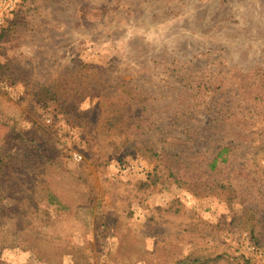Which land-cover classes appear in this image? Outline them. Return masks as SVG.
<instances>
[{"label":"rangeland","instance_id":"rangeland-1","mask_svg":"<svg viewBox=\"0 0 264 264\" xmlns=\"http://www.w3.org/2000/svg\"><path fill=\"white\" fill-rule=\"evenodd\" d=\"M4 153L0 264H264V0L0 2Z\"/></svg>","mask_w":264,"mask_h":264},{"label":"trees","instance_id":"trees-1","mask_svg":"<svg viewBox=\"0 0 264 264\" xmlns=\"http://www.w3.org/2000/svg\"><path fill=\"white\" fill-rule=\"evenodd\" d=\"M102 85H104V84H102ZM40 88H41L40 94L41 95H45L46 99L52 100V99L56 98L55 92H53L48 86H45V87L42 86ZM40 101H42V100H40ZM43 101H45V100H43ZM115 116H116L117 119L119 117H122L120 114H116ZM9 158H10L9 154L4 153L3 158L0 159V174H1L2 171L7 170L8 167L11 165V162L9 161ZM177 264H203V262L201 260H199V259H196V258L193 259L191 257H186V258L178 261Z\"/></svg>","mask_w":264,"mask_h":264},{"label":"built area","instance_id":"built-area-1","mask_svg":"<svg viewBox=\"0 0 264 264\" xmlns=\"http://www.w3.org/2000/svg\"><path fill=\"white\" fill-rule=\"evenodd\" d=\"M18 0H1V6L4 9H14L15 4L17 3Z\"/></svg>","mask_w":264,"mask_h":264}]
</instances>
